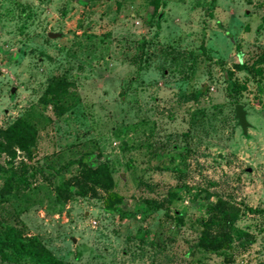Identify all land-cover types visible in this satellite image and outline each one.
<instances>
[{"label": "rangeland", "instance_id": "1", "mask_svg": "<svg viewBox=\"0 0 264 264\" xmlns=\"http://www.w3.org/2000/svg\"><path fill=\"white\" fill-rule=\"evenodd\" d=\"M18 117L35 150L11 165L32 174L0 223L65 264H264V0H0V127ZM79 158L107 164L119 211L56 194ZM211 205L245 232L224 254L190 250Z\"/></svg>", "mask_w": 264, "mask_h": 264}, {"label": "trees", "instance_id": "2", "mask_svg": "<svg viewBox=\"0 0 264 264\" xmlns=\"http://www.w3.org/2000/svg\"><path fill=\"white\" fill-rule=\"evenodd\" d=\"M154 7V6H153ZM67 83L61 78H51L44 88L40 101L53 108L60 107L61 95L65 91ZM36 129L30 121L18 117L5 127H0V157L5 155L7 165H0V196L6 192H18L27 188L28 178L32 174L24 164H20L17 172L11 165L16 151L25 158L31 159L35 150ZM78 168L56 187V194L60 198L67 199L71 195L76 196H100L103 205L113 211H119L123 197L115 190L109 174L108 166L103 161H91L86 165L81 158ZM5 167V168H4ZM144 205L150 206L148 200H141ZM156 202L154 209L160 205ZM206 209L205 215H199L193 219L199 227V233L191 244V251L200 253H223L229 251L235 240H240L245 232L232 225V218L227 210L211 205ZM153 208V207H152ZM181 216L176 217L180 220ZM154 237V236H153ZM156 237V236H155ZM151 238L155 240L156 238ZM0 251L13 261L26 258L37 264H65L62 260L54 257L43 244L35 237H24L20 230L11 225L0 223ZM259 264V263H255Z\"/></svg>", "mask_w": 264, "mask_h": 264}, {"label": "water", "instance_id": "3", "mask_svg": "<svg viewBox=\"0 0 264 264\" xmlns=\"http://www.w3.org/2000/svg\"><path fill=\"white\" fill-rule=\"evenodd\" d=\"M49 36H51V34H49ZM12 91H13V89L10 90V92H12ZM233 112H234L233 117L236 119V124L239 126L241 133L246 134L248 122L246 121L245 111H244L242 105L239 103L234 104ZM246 171H249V168H247Z\"/></svg>", "mask_w": 264, "mask_h": 264}]
</instances>
